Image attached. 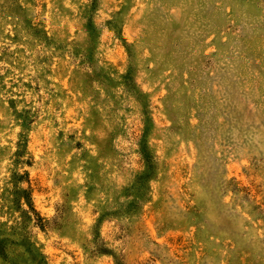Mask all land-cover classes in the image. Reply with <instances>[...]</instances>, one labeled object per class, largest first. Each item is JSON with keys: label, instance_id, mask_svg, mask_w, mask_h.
Instances as JSON below:
<instances>
[{"label": "rangeland", "instance_id": "rangeland-1", "mask_svg": "<svg viewBox=\"0 0 264 264\" xmlns=\"http://www.w3.org/2000/svg\"><path fill=\"white\" fill-rule=\"evenodd\" d=\"M0 264H264V0H0Z\"/></svg>", "mask_w": 264, "mask_h": 264}]
</instances>
